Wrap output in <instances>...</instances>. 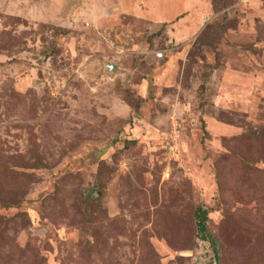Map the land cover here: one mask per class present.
<instances>
[{"label": "rangeland", "instance_id": "rangeland-1", "mask_svg": "<svg viewBox=\"0 0 264 264\" xmlns=\"http://www.w3.org/2000/svg\"><path fill=\"white\" fill-rule=\"evenodd\" d=\"M210 263L264 264V0H0V264Z\"/></svg>", "mask_w": 264, "mask_h": 264}, {"label": "trees", "instance_id": "trees-1", "mask_svg": "<svg viewBox=\"0 0 264 264\" xmlns=\"http://www.w3.org/2000/svg\"><path fill=\"white\" fill-rule=\"evenodd\" d=\"M260 133V131L258 132ZM195 222L198 237L203 241L209 243L212 246L213 250L216 251V240L213 234L211 233L208 222H209V213L204 208H197L195 211ZM212 264V263H210Z\"/></svg>", "mask_w": 264, "mask_h": 264}, {"label": "built area", "instance_id": "built-area-1", "mask_svg": "<svg viewBox=\"0 0 264 264\" xmlns=\"http://www.w3.org/2000/svg\"><path fill=\"white\" fill-rule=\"evenodd\" d=\"M171 138H172V136H171ZM177 138H178L177 136H173L172 140H175V142H176ZM175 142L172 141V144H173V145L175 146V148H176ZM176 144H177V143H176ZM171 152H173V150H171Z\"/></svg>", "mask_w": 264, "mask_h": 264}, {"label": "water", "instance_id": "water-1", "mask_svg": "<svg viewBox=\"0 0 264 264\" xmlns=\"http://www.w3.org/2000/svg\"><path fill=\"white\" fill-rule=\"evenodd\" d=\"M114 68H115L114 65H112V64H109V65H108V69L111 70L112 72H113Z\"/></svg>", "mask_w": 264, "mask_h": 264}]
</instances>
